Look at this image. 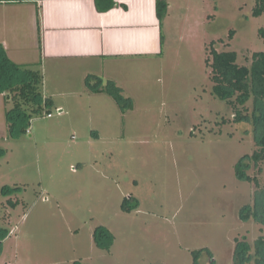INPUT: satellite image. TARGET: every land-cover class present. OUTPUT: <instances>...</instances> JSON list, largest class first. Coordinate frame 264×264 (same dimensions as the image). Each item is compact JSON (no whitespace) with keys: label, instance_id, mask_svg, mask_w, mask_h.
<instances>
[{"label":"rangeland","instance_id":"rangeland-1","mask_svg":"<svg viewBox=\"0 0 264 264\" xmlns=\"http://www.w3.org/2000/svg\"><path fill=\"white\" fill-rule=\"evenodd\" d=\"M257 2H168L164 55L117 68L124 107L92 92L107 89L102 75L24 66L42 73L53 105L13 125L16 101L0 94V264H235L238 241L254 247L264 225L241 214L259 188L235 166L264 189V162L251 159L264 104L218 98L207 59L213 43L241 66L264 52ZM125 199L138 207L124 212Z\"/></svg>","mask_w":264,"mask_h":264},{"label":"crops","instance_id":"crops-1","mask_svg":"<svg viewBox=\"0 0 264 264\" xmlns=\"http://www.w3.org/2000/svg\"><path fill=\"white\" fill-rule=\"evenodd\" d=\"M170 9L161 24L157 0H0V46L17 65L58 62L119 88L117 68L164 55Z\"/></svg>","mask_w":264,"mask_h":264},{"label":"trees","instance_id":"trees-1","mask_svg":"<svg viewBox=\"0 0 264 264\" xmlns=\"http://www.w3.org/2000/svg\"><path fill=\"white\" fill-rule=\"evenodd\" d=\"M114 5V3H111L107 9H111ZM168 9L169 4L166 0H157V15L161 24H163L168 15ZM263 14L264 0H258L253 15L260 17ZM233 33L231 32V36ZM214 45L213 43L211 46V57L207 59V65L211 68L214 94L221 100L229 101L230 103H232V97L237 95V100L240 104H245L250 99L254 100L255 107H258L259 104H264V52L254 53L251 66L247 67L241 66L236 62L235 53L218 52ZM43 82L41 72L26 70L24 66L13 63L0 46V94L10 93L11 97L16 101L15 109L10 117L13 125L15 123L30 122L34 115L41 114L44 109L43 106L50 108L53 105V101L50 98L46 99L41 94ZM119 90V88L111 84L107 89L96 90V92H107V94L114 97L118 104L124 107V99L119 94ZM30 106L33 107L31 112L26 109ZM50 114L51 112L49 111L48 115ZM246 117L245 113L236 109L235 122H242ZM257 117L263 120V130L258 141L262 147L259 151L254 152L251 159L255 163H260L264 162V115L259 113ZM24 130L22 129V131ZM244 167H246V164H243V162L236 164V175L245 182H254L259 190L256 193L254 206L243 209L242 220L254 219L264 225V189L260 187L261 185L257 178H252L246 174ZM7 190L5 189L4 193L8 192ZM18 204L17 202L12 205L16 206ZM136 207H138V204H130L129 199H125L122 204V210L127 213ZM5 236L0 237V246L2 244L1 239ZM113 241L114 236L109 231L105 228L99 229L98 234H96V243L100 248L109 251ZM206 251L211 255L208 250ZM199 253L200 251L194 252L195 259H197ZM234 254L235 264H264V236L256 239L254 247L245 240L238 241Z\"/></svg>","mask_w":264,"mask_h":264},{"label":"built area","instance_id":"built-area-1","mask_svg":"<svg viewBox=\"0 0 264 264\" xmlns=\"http://www.w3.org/2000/svg\"><path fill=\"white\" fill-rule=\"evenodd\" d=\"M52 115L50 114V115H48V117H51Z\"/></svg>","mask_w":264,"mask_h":264},{"label":"water","instance_id":"water-1","mask_svg":"<svg viewBox=\"0 0 264 264\" xmlns=\"http://www.w3.org/2000/svg\"><path fill=\"white\" fill-rule=\"evenodd\" d=\"M10 97V96H9Z\"/></svg>","mask_w":264,"mask_h":264}]
</instances>
